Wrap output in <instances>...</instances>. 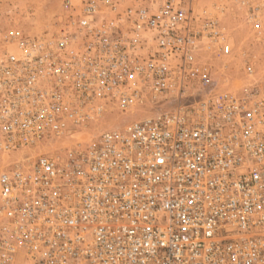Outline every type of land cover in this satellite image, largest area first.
Here are the masks:
<instances>
[{"label":"built area","instance_id":"obj_1","mask_svg":"<svg viewBox=\"0 0 264 264\" xmlns=\"http://www.w3.org/2000/svg\"><path fill=\"white\" fill-rule=\"evenodd\" d=\"M195 3L64 0L55 33L0 51V153H20L0 168V264H264V78L249 60L219 87L204 56L233 52L225 7Z\"/></svg>","mask_w":264,"mask_h":264},{"label":"rangeland","instance_id":"obj_2","mask_svg":"<svg viewBox=\"0 0 264 264\" xmlns=\"http://www.w3.org/2000/svg\"><path fill=\"white\" fill-rule=\"evenodd\" d=\"M220 2L225 7L224 14L220 15L221 26L233 47V52L228 57L207 52L204 60L210 64L219 87L225 84L230 90H236L244 85L243 66L246 61L254 63L257 78H264V34L257 35L246 19L248 7L257 6L258 16L264 27V6L259 4V0H251L249 5L239 6L226 0H196L195 10L197 12L203 6L211 7L213 3ZM63 3L64 0H0V51L12 49L11 42L8 41L13 37L39 38L44 34L55 33L59 28V19L64 14ZM150 106V103L146 102L125 114L107 109L104 117L74 134L75 137L52 142L43 150L56 153L62 145H71L75 141L86 142L98 135L101 130L142 118L150 111ZM19 157L20 153L10 155L0 153V168Z\"/></svg>","mask_w":264,"mask_h":264}]
</instances>
